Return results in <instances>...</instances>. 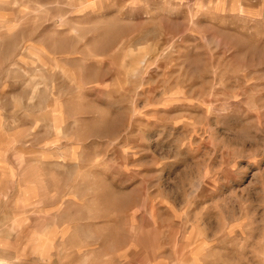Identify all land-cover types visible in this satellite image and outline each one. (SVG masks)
Returning <instances> with one entry per match:
<instances>
[{
    "label": "rangeland",
    "instance_id": "374dc122",
    "mask_svg": "<svg viewBox=\"0 0 264 264\" xmlns=\"http://www.w3.org/2000/svg\"><path fill=\"white\" fill-rule=\"evenodd\" d=\"M1 264H264V0H0Z\"/></svg>",
    "mask_w": 264,
    "mask_h": 264
},
{
    "label": "crops",
    "instance_id": "0c3cea01",
    "mask_svg": "<svg viewBox=\"0 0 264 264\" xmlns=\"http://www.w3.org/2000/svg\"><path fill=\"white\" fill-rule=\"evenodd\" d=\"M0 264H1V262H0Z\"/></svg>",
    "mask_w": 264,
    "mask_h": 264
}]
</instances>
